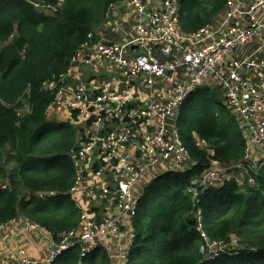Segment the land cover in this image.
Returning <instances> with one entry per match:
<instances>
[{
    "label": "built area",
    "instance_id": "2783aa9c",
    "mask_svg": "<svg viewBox=\"0 0 264 264\" xmlns=\"http://www.w3.org/2000/svg\"><path fill=\"white\" fill-rule=\"evenodd\" d=\"M184 2L123 0L128 27L121 40L99 38L98 31L88 33L67 72L45 85L56 91L47 116L67 110L76 116L65 122H73L74 116L89 124L71 150L77 179L70 194L82 211L81 222L57 241L52 233L23 219L25 232L53 245L43 259L31 258L27 249L19 248L7 264H54L76 246L88 256L104 240L113 243L117 264H126L137 239L133 220L147 187L162 174L185 172L196 165L175 120L187 99L203 87L221 90L224 104L243 128L247 147L243 158L229 164L212 160L189 192L198 196L204 188L222 185L231 173L255 185V175L264 164V87L255 78L264 73V0H228L220 19L191 33L181 29ZM115 4L107 15L118 10ZM60 5L42 4V11L56 12ZM257 38L263 40L260 48L239 57V50ZM104 64L116 77L103 87L93 92L84 83L67 87L75 67L96 74ZM200 144L210 155L208 143ZM144 178H148L145 187ZM54 195L38 194L44 200ZM79 200L88 205L83 209ZM196 217L202 231L200 209ZM13 222L1 225L0 232ZM202 237L208 244L207 255L203 243L200 248L206 261L227 252L234 240L239 247L235 237L211 240L203 231ZM216 243L222 247H210ZM238 251L230 250L229 255ZM2 258L0 238V264Z\"/></svg>",
    "mask_w": 264,
    "mask_h": 264
},
{
    "label": "trees",
    "instance_id": "16d2710c",
    "mask_svg": "<svg viewBox=\"0 0 264 264\" xmlns=\"http://www.w3.org/2000/svg\"><path fill=\"white\" fill-rule=\"evenodd\" d=\"M35 1L62 6L46 14L33 6ZM115 1L0 0V183L6 185L0 187V226L24 217L57 241L79 226L82 211L70 194L77 179L71 150L79 134L70 122H48L46 109L56 91L45 85L67 72L76 49L104 25ZM227 1L185 0L181 29L191 33L215 22ZM211 89L189 97L175 120L196 165L162 174L147 187L133 220L137 239L126 264H264V164L254 186L231 173L222 185L204 188L198 196L189 192L212 160L229 164L243 158L247 147L243 128ZM49 192L55 195L48 200L38 196ZM198 209L206 235L225 241L236 236L239 254L205 260ZM54 264L113 262L102 247L82 256L76 246Z\"/></svg>",
    "mask_w": 264,
    "mask_h": 264
},
{
    "label": "crops",
    "instance_id": "0c3cea01",
    "mask_svg": "<svg viewBox=\"0 0 264 264\" xmlns=\"http://www.w3.org/2000/svg\"><path fill=\"white\" fill-rule=\"evenodd\" d=\"M127 27L128 25L125 23V18L123 17L119 28H114L113 25H111V21L108 20L104 23V25H102L101 28L97 29L96 31H98L99 38H105V40L107 41H118L121 40L122 32ZM112 31L117 32V35L115 37H112ZM262 43V38H257L253 40L251 45L243 47L239 50L238 56L241 58L246 56V53H248L250 49H258L260 48ZM261 56H264V51L261 52ZM255 76L256 80L259 82V85L264 87V73H257L255 74ZM115 77V75H111L108 72L106 64H104L103 67H101V69L96 74L91 73L90 70L86 67H75L74 73L68 79L67 87L73 89L76 86L84 83L88 84L90 90L93 92L96 89L103 87L106 82L109 83V78H111L112 81V79ZM69 97L70 94H67L65 96V99H68ZM71 116L72 114L69 111L65 110L62 112H56L55 114H50L47 116V119L48 122H55L56 124H60L62 122H65L67 117ZM147 180L148 178H144L142 180V185L144 187L147 185ZM83 201L88 205V202H86L85 200ZM12 224V227H8L0 232L1 252L3 254L2 264H7L11 262L14 258L16 251L19 248L27 249L28 254L31 258H45L53 244L48 240H43L37 234L25 232L23 218L21 217L18 218ZM97 247H102L108 252V255L110 256L113 264L118 263L117 258L113 256V243L104 240L99 242Z\"/></svg>",
    "mask_w": 264,
    "mask_h": 264
},
{
    "label": "rangeland",
    "instance_id": "374dc122",
    "mask_svg": "<svg viewBox=\"0 0 264 264\" xmlns=\"http://www.w3.org/2000/svg\"><path fill=\"white\" fill-rule=\"evenodd\" d=\"M117 1V2H116ZM115 1V6H117L118 7V10L117 11H112V13L111 14H109V15H107L108 14V12H107V14H106V17H105V20H104V23L106 22V21H108V20H111V25H113V27L114 28H119V25L121 24V20H122V18L124 17V18H126L125 16H126V12H127V10H128V8L127 7H125L123 4H122V2H123V0H116ZM34 4H35V6H38L39 5V8H36L39 12H45L46 14H51L50 12H46V11H42V10H44L43 8H42V4L43 3H40V1H35L34 2ZM34 4H33V6H34ZM62 4H63V2H62ZM34 6V7H35ZM61 6L62 5H60L59 6V8H58V10L61 8ZM57 10V11H58ZM220 17L221 16H218V17H216V20H218V19H220ZM111 35H112V37H115L116 35H117V32H114V31H112L111 32ZM11 43V41H9L7 44H10ZM249 45H251V44H248V45H246V46H244V47H247V46H249ZM255 48H253V49H250L249 51H248V53H246V54H249L250 52H252L253 50H254ZM211 91V94H214L213 96L218 100V101H223L224 102V96H223V94H222V92H220V91H218L215 87H213L212 86V89L210 90ZM26 108H28V107H26ZM74 114V113H73ZM72 114V115H73ZM76 115V114H75ZM65 117V116H64ZM49 119H50V117H49ZM72 119V118H71ZM64 121H65V119H64ZM68 121H71L70 119L69 120H67V122ZM72 122V121H71ZM73 127L78 131V134H83V131L86 129V128H88V126H89V124L87 125V124H85V122L84 121H82V120H80L79 118H74V116H73ZM56 123L55 122H53V123H51V125H55ZM80 140V135H79V137H78V141ZM77 141V142H78ZM44 197V196H43ZM46 200V199H45ZM80 201V203H81V205L83 206L82 208L84 209L85 207H86V203L84 202V201H82V200H79ZM202 212V220H204V215H203V211H201ZM221 241H225V240H221ZM227 241H229V240H227ZM203 245L205 246V250H206V252H205V254L207 255L208 254V247H207V245L208 244H204L203 243ZM210 247L211 248H214V249H219L220 247H222V245L221 244H219V243H216V244H214V245H212V244H210ZM227 249H226V251L227 252H225V253H220L218 256H217V258L219 257V256H221V255H229V254H231V252H230V250H232V251H235V250H239L238 252H240V248L237 246V243H236V241L234 240L233 241V243L230 245V246H227L226 247ZM234 254H239V253H234Z\"/></svg>",
    "mask_w": 264,
    "mask_h": 264
},
{
    "label": "clouds",
    "instance_id": "9594fccd",
    "mask_svg": "<svg viewBox=\"0 0 264 264\" xmlns=\"http://www.w3.org/2000/svg\"><path fill=\"white\" fill-rule=\"evenodd\" d=\"M0 184H2V183H0ZM2 185H4V184H2ZM1 187V186H0ZM2 188V187H1ZM49 199V198H48ZM48 199H46V200H48ZM201 210V209H200ZM202 211V210H201ZM21 218H23L24 220H25V218L24 217H21ZM17 219H15L14 220V222L16 221ZM27 220V219H26ZM29 221V220H28ZM202 223H203V220H202ZM203 226H204V223H203ZM204 228V227H203ZM197 229H198V226H197ZM198 231H200L199 229H198ZM202 231L204 232V230L202 229ZM202 231H200L201 232V236H202ZM205 233V232H204ZM206 234V233H205ZM233 237H235L236 239H238L236 236H233ZM203 238V237H202ZM209 238V237H208ZM232 238V237H231ZM230 238V239H231ZM210 239V238H209ZM212 240V239H211ZM239 243V242H238ZM201 247V246H200ZM239 248H240V246H239ZM92 254V253H91ZM90 254V255H91Z\"/></svg>",
    "mask_w": 264,
    "mask_h": 264
}]
</instances>
